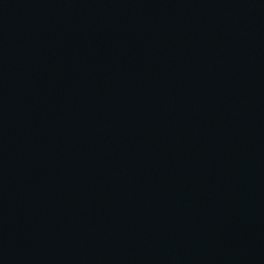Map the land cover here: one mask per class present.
<instances>
[{
	"label": "water",
	"instance_id": "obj_1",
	"mask_svg": "<svg viewBox=\"0 0 264 264\" xmlns=\"http://www.w3.org/2000/svg\"><path fill=\"white\" fill-rule=\"evenodd\" d=\"M0 264H264V0H0Z\"/></svg>",
	"mask_w": 264,
	"mask_h": 264
}]
</instances>
